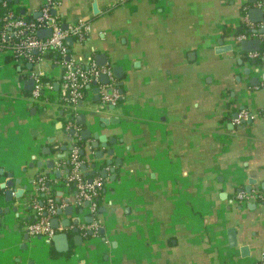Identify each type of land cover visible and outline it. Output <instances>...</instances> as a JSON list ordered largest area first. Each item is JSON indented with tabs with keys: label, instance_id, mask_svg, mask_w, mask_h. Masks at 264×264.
Instances as JSON below:
<instances>
[{
	"label": "crops",
	"instance_id": "0c3cea01",
	"mask_svg": "<svg viewBox=\"0 0 264 264\" xmlns=\"http://www.w3.org/2000/svg\"><path fill=\"white\" fill-rule=\"evenodd\" d=\"M45 1L10 2L20 16L34 18ZM57 2L63 24L85 21L90 26L85 42L70 47L73 59L87 66L103 54L110 70L122 69L119 80L112 78L121 94L114 110L96 111L99 97L94 100L92 86L77 115H84L86 123L75 120L80 132L86 128L114 138L111 159L121 164L106 167V178L93 177L104 181L92 218L98 229L92 236L80 235L82 245L75 246L73 229L91 216L85 203L74 204V191L63 184L66 171L57 169L72 140L63 129L61 109L51 101L29 103L33 85L30 90L24 85L32 72L56 92L61 71L47 55L31 69L0 55V184L11 174L13 181H21L14 186L19 189L44 174V162L51 159L53 171L60 173L46 175L58 182L56 199H70L74 208L71 217H58V227L70 221L60 232L67 234L69 250L58 253L51 241L27 235L24 225L32 218L21 205L23 198L8 204L0 191V264H264V61L252 64L235 48V37L249 30L243 18L249 20L248 10L260 9L255 4L264 1ZM250 23L264 28V23ZM219 40L233 51L217 54ZM245 69L251 74L245 75ZM251 77L258 79L256 85L250 84ZM242 109L253 118L235 127L232 115ZM90 141L81 139L82 158L87 172L94 171V162L99 172L101 160H92ZM43 148L49 149L48 156L42 155ZM37 162L43 166L36 167ZM249 181L255 183L252 192L259 190L258 198L240 204L236 197ZM75 218L79 225L72 223ZM231 229L234 247L228 240ZM243 247L247 252L242 256ZM51 248L59 255L50 256Z\"/></svg>",
	"mask_w": 264,
	"mask_h": 264
},
{
	"label": "built area",
	"instance_id": "2783aa9c",
	"mask_svg": "<svg viewBox=\"0 0 264 264\" xmlns=\"http://www.w3.org/2000/svg\"><path fill=\"white\" fill-rule=\"evenodd\" d=\"M58 6L57 0H46L39 9L37 18H28L18 16L12 11H8L2 18L3 29L0 30V55L14 57L15 63L25 62L34 64L44 56H49L52 65L61 71L58 82V89L55 92L51 83L43 82L41 76L30 73V79L33 81V87L27 97L31 104L55 103L62 111L64 117L63 129L71 137L69 150L66 152L65 160L57 163L59 171H66L63 184L74 191L75 205L82 206L87 203L89 216L92 218L98 211V200L100 191L103 188L104 181L100 178L92 179L91 182L84 176L81 170L84 160L80 155L83 144L79 137L80 129L75 123V118L81 110L80 103L84 100L87 90L96 84L99 93V101L96 111L107 106L114 107L121 98L118 88L112 79L111 70L108 66L98 67L93 61L87 66L76 62L70 54V48L65 44V40L71 38L73 44L81 45L85 42L90 31V26L85 21H79L75 24L66 25L62 28V20L56 13ZM257 8L264 9V4H255ZM53 13H55L53 15ZM243 25L248 32L238 34L235 37V48L241 41L259 39L264 40V35L257 33V30L263 28V24L256 26L243 18ZM48 29L51 34L48 38H38L39 30ZM252 31H255L254 33ZM36 52L34 55L33 52ZM248 61H264V47L259 52L244 54ZM102 75L108 77V83L99 84V78ZM264 87V85L262 86ZM55 93V96L45 95V91ZM51 101V102H50ZM236 118L232 119L233 126L238 127L253 118V115L247 110H240L236 113ZM74 134L71 135L70 132ZM57 181L47 179L45 174H39L31 182V188L21 201L24 209L31 212L32 221L24 225V230L30 238H42L47 243L63 228L53 229L49 221L56 216L57 209H63L66 204L56 202L55 187ZM255 191L252 194L241 193L236 197L238 203L252 201L255 198ZM256 198H258L256 196ZM98 225L92 221L90 224H81L78 226L79 235L87 236V231L96 232Z\"/></svg>",
	"mask_w": 264,
	"mask_h": 264
},
{
	"label": "water",
	"instance_id": "95a60500",
	"mask_svg": "<svg viewBox=\"0 0 264 264\" xmlns=\"http://www.w3.org/2000/svg\"><path fill=\"white\" fill-rule=\"evenodd\" d=\"M6 2H10L11 0H4ZM264 1V0H262ZM3 2V0H0V3ZM249 4H253L256 2V0H248ZM22 15H24L23 12H21ZM55 13H53L54 15ZM248 17L249 20L253 23H264V10L262 9H256V8H251L248 10ZM34 18H37L39 16V12L36 13L35 15H33ZM63 29H66V24L62 25ZM253 33L255 31H252ZM257 33L259 34H263L264 35V28L258 29ZM51 32L48 29H44V30H39L37 32V36L38 38H48L50 36ZM65 44L70 48L73 45V41L71 38H68L65 40ZM261 44L262 42L259 39H253V40H246V41H241L239 43L238 50L240 53L242 54H247V53H251V52H259L261 49ZM234 49V47H232V45H227L224 46L222 40H219L217 43V48L215 49V52L217 54H221V53H227V52H232ZM33 54L35 55L36 52L34 51ZM95 60V64L98 67H105L107 66L106 63V56L103 54H99L97 56H95L94 58ZM242 61H239V63ZM252 64H255V61H252ZM29 69H31L32 65L28 64L27 66ZM122 69L120 67H112L111 68V74H112V78H114L115 80H119L122 77ZM245 75H249L251 74V71L249 69H245L244 70ZM262 81H264V73L261 76ZM258 82V79L255 77H251L250 79V84L251 85H256ZM108 83V77L106 75H102L99 78V84L100 85H105ZM25 85V89L26 90H30L32 85H33V81L32 80H28L24 83ZM94 90H93V94H94V100L97 101L98 100V88L96 84H93ZM82 106V102L80 103V107ZM105 109H109V110H114V107H109V108H105ZM60 115H62V113H60ZM236 114L232 115V119L236 118ZM76 122L78 124H80L81 126L85 125L86 123V119L84 115H79L75 118ZM101 122H104L105 126L109 125V123L113 122H107L106 120H101ZM247 123H251V120H248ZM61 126V123H60ZM102 128H104V126H101ZM71 135L74 134L73 131L70 132ZM80 137L83 141L86 140H91L90 141V147H91V151H93V155H92V160L94 161H99L101 160V164L98 166V168H100L99 172H96V168H97V164L94 162L91 165V169H93L94 171L91 172H87V165L84 164L81 167V170L84 173V176L88 179L89 182H91V180L93 179V177L98 174L99 177L101 178H106L107 177V170L105 169L106 167L109 166H117L119 167L121 164V160L120 159H111L115 156V150L112 148L115 144H116V140L114 138L108 139L106 136H101L98 135V133H91L90 129H86L84 128L81 132H80ZM94 142V143H92ZM108 145L111 146L110 149H107ZM66 147H61V151H65ZM43 156H48L50 154L49 149L47 148H43L41 151ZM80 155L83 157L84 156V151L83 149L80 151ZM104 155H106L109 159H104ZM64 155L61 154L58 156V158H63ZM33 166V165H31ZM43 166L42 162H37L36 163V167L41 168ZM44 167L46 168L45 171V175H55L56 177H59L60 173L58 171H53L54 168V161L49 159L47 161L44 162ZM110 172H113V169H109ZM8 180L1 183L0 184V191H2L3 193V200L5 203L8 204H12L14 200H19L25 197L27 191V185L31 184L32 181H30L27 185H24L23 187L19 188V189H15V185H20L21 181L20 180H12V176L11 174L7 175ZM114 176L111 177L110 181H114ZM255 183L253 181H249L248 182V186L245 187V193L246 194H252V190L251 187L254 185ZM260 189L262 191H264V183H262L260 185ZM240 191H237V193H239ZM259 190L256 192L258 193ZM57 203H60V199L57 198L56 199ZM64 204H66V206L63 209H57L56 211V216L54 218H52L49 221L50 227L53 229H57L59 226V221H58V217L61 215H65L67 217H71L74 213V208L71 205V201L70 199H65V201L63 202ZM87 206V203L84 204V207ZM249 206V205H248ZM249 207H251V209H254L256 207V204H252ZM12 211H16V208L13 207ZM102 211V210H101ZM1 213V210H0ZM79 214H82V209L78 210ZM93 219L92 217H85L84 218V223L85 224H90L92 223ZM72 223L75 225H79V219L75 218L72 220ZM70 225V221L69 220H62L61 221V226L63 228L68 227ZM75 236L73 238V242L75 246H80L82 245V237L79 235V231L77 228H74L72 231ZM99 235L103 234V229H100L98 231ZM87 235L88 236H92L93 232L92 230H88L87 231ZM25 239H28V236L25 237ZM228 240H229V244L231 247L236 246V239H235V234H234V230H229L228 231ZM51 243L54 247V249L58 252V253H66L69 250V243H68V236L65 233H58L56 234L52 239H51ZM25 248V247H24ZM240 252L242 253V256L244 253L247 252V248L243 247L242 249H240ZM263 261H264V255H263Z\"/></svg>",
	"mask_w": 264,
	"mask_h": 264
},
{
	"label": "trees",
	"instance_id": "16d2710c",
	"mask_svg": "<svg viewBox=\"0 0 264 264\" xmlns=\"http://www.w3.org/2000/svg\"><path fill=\"white\" fill-rule=\"evenodd\" d=\"M8 11H13L16 15L20 16V13H19V11H18V8H16V7L14 8L12 2H8V3H6V4H3V3L1 2V3H0V30L3 29L2 18L5 16V14H6ZM243 29H244V28L241 26V27L238 28V31H239V32H242ZM14 60H15V59H14V57H12V56H5V61H6L7 63H8V62H11V61H14ZM250 62H252V61H250ZM261 62H262V60L260 59V60L255 61V64H256V63L260 64ZM21 64H24V66L27 65V63H25V62H24V63L21 62ZM42 80H43V82H45V79L42 78ZM56 150H59V148H57V149L53 148V149L51 150V152H55ZM54 255H59V254H57V253L53 250V248H51V250H50V256H54Z\"/></svg>",
	"mask_w": 264,
	"mask_h": 264
},
{
	"label": "rangeland",
	"instance_id": "374dc122",
	"mask_svg": "<svg viewBox=\"0 0 264 264\" xmlns=\"http://www.w3.org/2000/svg\"><path fill=\"white\" fill-rule=\"evenodd\" d=\"M52 94V96H55V93H53V92H50V91H45V95L46 96H49V95H51Z\"/></svg>",
	"mask_w": 264,
	"mask_h": 264
}]
</instances>
